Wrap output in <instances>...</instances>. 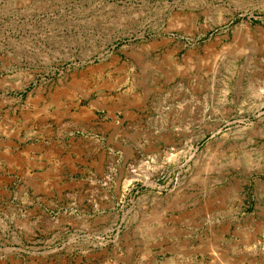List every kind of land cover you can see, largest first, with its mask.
Here are the masks:
<instances>
[{
	"label": "rangeland",
	"instance_id": "obj_1",
	"mask_svg": "<svg viewBox=\"0 0 264 264\" xmlns=\"http://www.w3.org/2000/svg\"><path fill=\"white\" fill-rule=\"evenodd\" d=\"M0 264H264V0H0Z\"/></svg>",
	"mask_w": 264,
	"mask_h": 264
}]
</instances>
